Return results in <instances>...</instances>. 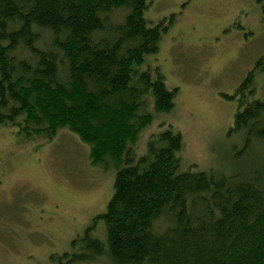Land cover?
<instances>
[{
	"label": "trees",
	"instance_id": "trees-1",
	"mask_svg": "<svg viewBox=\"0 0 264 264\" xmlns=\"http://www.w3.org/2000/svg\"><path fill=\"white\" fill-rule=\"evenodd\" d=\"M153 1L0 0V125L27 140L67 127L90 146L93 164L116 168L105 210L60 264H264V97L256 95L264 60L224 94L238 105L229 136L242 139L222 151L224 168L180 170L183 141L171 127L136 154L152 120L140 112L134 77L159 112L173 109L177 92L139 67L168 31L166 19L145 17Z\"/></svg>",
	"mask_w": 264,
	"mask_h": 264
},
{
	"label": "rangeland",
	"instance_id": "rangeland-1",
	"mask_svg": "<svg viewBox=\"0 0 264 264\" xmlns=\"http://www.w3.org/2000/svg\"><path fill=\"white\" fill-rule=\"evenodd\" d=\"M260 1L154 0L147 7L146 19H166L168 31L157 53L139 67L153 77L162 74L177 92L173 109L159 112L152 90L134 77L143 90L140 112L152 120L131 143L136 154L147 153L148 145L171 127L183 141L180 170L224 168L222 151L242 144L238 134L229 136L238 105L224 94H233L264 60ZM256 82V95L263 98L264 68ZM89 153L90 146L67 127L51 139L27 140L0 125V264H60L64 253L79 251L72 241L105 210L116 174L110 162L93 164ZM96 234L105 240L103 226ZM96 260L68 264H104L103 258Z\"/></svg>",
	"mask_w": 264,
	"mask_h": 264
}]
</instances>
